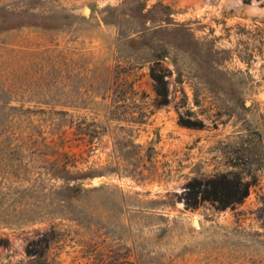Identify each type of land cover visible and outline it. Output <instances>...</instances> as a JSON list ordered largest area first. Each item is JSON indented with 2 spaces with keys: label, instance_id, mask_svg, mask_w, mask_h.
I'll return each mask as SVG.
<instances>
[{
  "label": "rangeland",
  "instance_id": "obj_1",
  "mask_svg": "<svg viewBox=\"0 0 264 264\" xmlns=\"http://www.w3.org/2000/svg\"><path fill=\"white\" fill-rule=\"evenodd\" d=\"M260 1L0 0V264H264Z\"/></svg>",
  "mask_w": 264,
  "mask_h": 264
},
{
  "label": "trees",
  "instance_id": "obj_2",
  "mask_svg": "<svg viewBox=\"0 0 264 264\" xmlns=\"http://www.w3.org/2000/svg\"><path fill=\"white\" fill-rule=\"evenodd\" d=\"M158 6H163L164 12L170 11V7L168 5H164L162 3H157ZM162 58L158 57V59ZM156 59V60H158ZM156 82L161 83L159 79L154 76ZM83 177H95L97 173H80ZM72 179L79 178L78 174L70 175ZM197 185V198L198 196L202 200H208L213 202L214 204L218 203L216 206L217 209L222 210L226 209L229 206L240 203L248 194L251 187L250 181H245L238 174L229 175L227 173H219L212 176L207 177L206 179L200 180ZM68 189L77 190V192H81L84 189V186L67 185ZM198 202V199H197Z\"/></svg>",
  "mask_w": 264,
  "mask_h": 264
},
{
  "label": "crops",
  "instance_id": "obj_3",
  "mask_svg": "<svg viewBox=\"0 0 264 264\" xmlns=\"http://www.w3.org/2000/svg\"><path fill=\"white\" fill-rule=\"evenodd\" d=\"M240 15L241 16H237V18L243 21V24H246L248 27L252 28L253 30H256L259 25H256L255 22L261 24L260 21H264V0H261L258 4H251L248 7L243 6L241 8ZM254 15H256L257 18L255 20H253L252 18ZM258 28L260 29V27Z\"/></svg>",
  "mask_w": 264,
  "mask_h": 264
}]
</instances>
